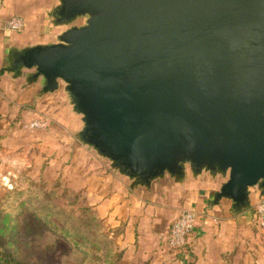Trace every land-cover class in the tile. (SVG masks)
<instances>
[{"label": "water", "instance_id": "obj_1", "mask_svg": "<svg viewBox=\"0 0 264 264\" xmlns=\"http://www.w3.org/2000/svg\"><path fill=\"white\" fill-rule=\"evenodd\" d=\"M59 43L16 64L67 84L81 139L148 183L189 164L264 192V0H60Z\"/></svg>", "mask_w": 264, "mask_h": 264}, {"label": "crops", "instance_id": "obj_2", "mask_svg": "<svg viewBox=\"0 0 264 264\" xmlns=\"http://www.w3.org/2000/svg\"><path fill=\"white\" fill-rule=\"evenodd\" d=\"M52 2L0 0V140L8 137L7 145L18 138L13 136L12 124L17 129L15 122L31 111L47 114L44 116L47 119L53 116L52 127L70 130L68 143L84 146L79 143L80 137L77 142L74 138L76 128H84L83 115L75 109L67 84L57 80L56 87L50 90L36 68L16 64L21 52L60 42L64 30L59 29L54 11L49 16L44 6ZM13 16L25 21L20 33L5 29ZM51 17L54 19L50 20ZM108 172L115 184L108 198L113 202V213L116 212L114 240L122 252L118 264H249L246 249L252 241L254 207L264 198L259 186L249 188L245 203L235 206L230 199L217 196L228 180V172L222 174L206 169L195 172L185 165L179 174L164 172L148 183L121 171ZM183 209L197 213L195 228L180 251H169L163 237Z\"/></svg>", "mask_w": 264, "mask_h": 264}, {"label": "rangeland", "instance_id": "obj_3", "mask_svg": "<svg viewBox=\"0 0 264 264\" xmlns=\"http://www.w3.org/2000/svg\"><path fill=\"white\" fill-rule=\"evenodd\" d=\"M44 6L50 16L60 6V0ZM85 23L86 17H79L69 24L59 25V29L66 31ZM44 116L29 111L25 118L15 122L17 129L12 124L11 130H15L13 136L17 135V140H10L7 145L5 140L8 137H1L0 229L7 239L13 240L17 253L26 264H85L86 257L94 259L95 252L87 253L66 243L36 219L32 211L39 208V203L46 210L59 207L64 210L59 213L63 220H70L72 224L71 221L79 222L77 229L87 226L90 214L95 215L102 231L115 239L117 228L113 227V219L116 212L113 213V202L108 198L115 190V184L108 171L122 170L94 147L83 144L82 139L79 143L84 146L68 143L70 130L52 127L53 116L48 119L46 129H23L26 123ZM77 129L76 142L83 131L81 126ZM251 231L252 241L246 249L249 264H264V231L254 224Z\"/></svg>", "mask_w": 264, "mask_h": 264}, {"label": "trees", "instance_id": "obj_4", "mask_svg": "<svg viewBox=\"0 0 264 264\" xmlns=\"http://www.w3.org/2000/svg\"><path fill=\"white\" fill-rule=\"evenodd\" d=\"M39 204L40 209L37 208V210L32 212L35 213V218L47 226L51 233L58 235L66 243L71 244L78 250L87 253L95 252L93 255L94 259L86 257L85 264H118L122 257V252L117 247L114 238H110L109 235L102 231L100 224L95 219V215L90 214L87 226H79L82 229H77L76 226H78L77 223L79 222L74 223V221H71L73 222L72 224L69 222L70 220L65 221L59 216V213L64 210L53 206L52 210H46L43 204ZM28 210L30 211V209ZM43 211L47 214H44ZM49 217L59 222L61 226H58L53 219L49 220ZM0 264H26L17 253L13 240L7 239L1 229Z\"/></svg>", "mask_w": 264, "mask_h": 264}, {"label": "built area", "instance_id": "obj_5", "mask_svg": "<svg viewBox=\"0 0 264 264\" xmlns=\"http://www.w3.org/2000/svg\"><path fill=\"white\" fill-rule=\"evenodd\" d=\"M25 27V21L19 16H13L5 24V29L12 33H20ZM49 120L40 118L30 121L23 126L27 131L43 130L48 127ZM255 225L258 229L264 230V198L255 205ZM197 213L193 210L183 209L171 223L169 231L163 242L169 251H180L187 242L188 236L195 228Z\"/></svg>", "mask_w": 264, "mask_h": 264}]
</instances>
